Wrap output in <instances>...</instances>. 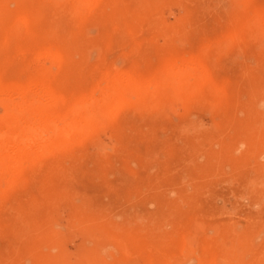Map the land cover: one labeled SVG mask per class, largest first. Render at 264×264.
Returning <instances> with one entry per match:
<instances>
[{"label":"rangeland","instance_id":"obj_1","mask_svg":"<svg viewBox=\"0 0 264 264\" xmlns=\"http://www.w3.org/2000/svg\"><path fill=\"white\" fill-rule=\"evenodd\" d=\"M46 1L50 4L27 0L29 9L43 13L42 19L29 26L41 36L50 28L60 35L69 32L65 8L72 4ZM114 2L106 12L94 11L74 37L71 63L64 65L58 78L63 91L89 87L107 69L145 74L171 47L183 53L198 52L212 37L229 32L225 29L232 28L244 3L264 7V0ZM12 43V57L7 53L10 62L0 71L7 81L15 78L22 63ZM214 44L209 70L217 80L229 83L224 92L236 114L245 119L254 109L249 105L251 75L260 82L254 96L264 97V37L250 36L242 47L225 41L221 48ZM142 93L153 98L152 93ZM138 95L129 97L135 101ZM176 102L168 107L153 100L143 106L129 102L98 121L95 132L80 147L60 156L61 169L51 167L52 156L25 167L20 182L0 200V264H211L215 260L213 264H225L220 245L210 248L201 243L218 240L224 233L245 240L236 264H264V172L259 168L264 166V154L250 156L244 165L235 159L230 160L234 164L223 162L226 165L222 163L218 175L197 176L213 147L203 142L207 135L215 132L227 139L238 127H248L246 123L237 126L232 121L235 114L231 120L225 118L220 104L199 97L185 104ZM262 108L264 112V104ZM178 219L194 230L185 236L193 244L181 251L180 245H172L170 251L169 246L148 243L140 248L133 242L123 247L116 241L123 236L120 232L128 229L132 240L130 231H145L159 220L163 232L173 234Z\"/></svg>","mask_w":264,"mask_h":264},{"label":"bare ground","instance_id":"obj_2","mask_svg":"<svg viewBox=\"0 0 264 264\" xmlns=\"http://www.w3.org/2000/svg\"><path fill=\"white\" fill-rule=\"evenodd\" d=\"M62 1L72 4L65 8L67 20L71 23L70 31L60 35L56 29L50 28V31L41 36L35 28L29 26L31 22L35 23L43 18V13L39 9L35 11L29 9L26 6L27 0H0V71L10 62L7 53L12 57L10 49L13 41L15 42L14 55L22 61L17 66L20 71L16 72L17 75L14 79L7 81L0 73V109H2L0 112V200L8 189L20 182L24 176L25 167L36 166L41 157L52 156L51 167L61 169L60 156L62 158L69 149L80 147L85 139L95 132L98 121L104 120L129 102L143 106L153 100L159 106L168 107L176 104L177 100L185 104L193 98L199 97L220 104L225 118L231 120L235 114L237 118L232 121L237 126L246 123L247 129L238 127L237 133L227 139L226 136L218 135L215 132L205 137L203 142L210 143L209 145L212 144L213 147L207 152L205 165L196 171L197 176L208 172L210 175H218L226 165L223 162L235 159L240 161H235L238 165H244L245 161H248L245 159L250 156L258 157V155L264 154V112H262L264 97L259 98L257 94V98L254 96L260 88L259 80L256 81L254 75L250 76L251 86L249 85L248 88L252 94L249 97V105H252L254 109L245 115L246 117L244 116L245 119H240L236 114V108L224 92L229 83L217 80L209 70L210 59L214 54L212 52L214 43L217 48H221L222 41L232 46L241 45L242 47L250 36H255V40L264 37V7L244 3L242 10L240 7L241 11H238L240 12L239 17L237 16L238 19L236 22L233 21L234 25L232 26L230 22L232 28L228 25L231 31L226 28L225 30L229 32L226 31L224 34L222 32V36L215 37L218 40L212 39V37L211 40L214 43L211 40V42L206 40L210 44L204 43L206 45L200 47L198 52L195 51L196 53H183L171 47L167 53L160 56L159 62H156L157 65L151 67L145 74L137 73L135 70L114 71L107 69L101 78L92 82L89 87L65 92L58 86V78L62 74L61 71L64 70V65L71 63L70 54L73 52L74 37L78 32H82L81 26L86 23L94 11L106 12L107 7L111 8L115 2L114 0ZM42 4L49 5L50 3L43 0ZM11 5L14 7L11 8ZM3 24L7 25L3 27ZM182 25L180 26V23L176 25L177 28L180 27V33ZM160 27L166 30L161 24ZM167 29L168 33L169 28ZM209 56L211 57L209 58ZM44 61L49 63L50 67H47ZM236 89L240 91L238 87ZM144 91L152 93L153 98H146L142 93ZM133 93H139L135 101L129 97V94ZM230 120H226V122ZM216 126L215 124V128ZM230 138H233V142ZM216 145L220 147L216 148ZM240 147H243L244 150L239 151ZM237 151L240 152L239 158H237ZM231 161L228 163H235ZM227 165L230 166V164ZM247 165L249 166V163ZM259 168L264 172L262 164L259 165ZM224 173L227 172L223 171ZM205 178L208 177L205 176ZM199 190L201 191V188ZM189 200H191L190 197ZM169 214L171 213L169 212ZM179 219L176 223L174 222L173 234L164 233L162 221L157 220V223L153 222L152 225L150 224V228L145 231L142 228L136 229V232L130 231L133 233L132 240L128 238L131 233L128 234L127 229L124 233L120 232L122 237L118 236V239L122 238L125 241L122 242L118 239L116 241L120 242L123 247L129 243L133 245V242L136 243V247L148 243L161 247L169 246L170 251L174 250V245L177 247L180 245L179 250L181 251L192 243L185 236L189 231L191 234V230H194H188L183 225L184 221ZM172 226L174 228V225ZM135 227L137 226L135 225ZM227 232L229 233V231ZM221 235L218 240L210 242L203 240L201 243L204 246H210V248L217 244L220 245L224 255L223 259H225L224 263L236 264L240 249L245 241L242 239L243 236L232 235L229 237L230 235L225 233ZM193 240L195 239L193 238ZM131 248L135 249L133 246ZM209 257L211 259V254ZM217 261L222 262L223 260Z\"/></svg>","mask_w":264,"mask_h":264}]
</instances>
